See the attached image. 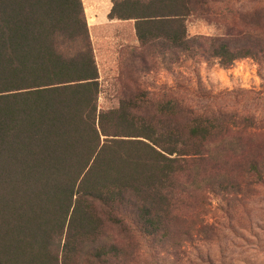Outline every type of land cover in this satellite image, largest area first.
I'll list each match as a JSON object with an SVG mask.
<instances>
[{
  "label": "trees",
  "instance_id": "obj_1",
  "mask_svg": "<svg viewBox=\"0 0 264 264\" xmlns=\"http://www.w3.org/2000/svg\"><path fill=\"white\" fill-rule=\"evenodd\" d=\"M230 1L111 0L107 19L132 21L160 56L197 52L228 68L258 60L264 43L232 23L189 38L186 21ZM98 78L81 0H0V264H120L127 252L104 234L125 222L167 240L221 120L176 99L156 115L129 113L135 101L99 112Z\"/></svg>",
  "mask_w": 264,
  "mask_h": 264
},
{
  "label": "rangeland",
  "instance_id": "obj_2",
  "mask_svg": "<svg viewBox=\"0 0 264 264\" xmlns=\"http://www.w3.org/2000/svg\"><path fill=\"white\" fill-rule=\"evenodd\" d=\"M92 2L85 0V6ZM99 7L104 9V0ZM214 11L207 21L187 19V36H219L232 23L233 31L264 43V0H231ZM111 34L97 44L117 53L110 61L95 59L99 112L136 102L129 113L156 115L176 99L184 111L215 115L222 125L205 144L202 161L189 168L167 240L146 239L128 222L105 229L106 240L128 254L120 264H264V53L223 68L197 52L160 56L153 47L124 43ZM253 164L258 172L248 173ZM229 184L240 188L234 191Z\"/></svg>",
  "mask_w": 264,
  "mask_h": 264
},
{
  "label": "crops",
  "instance_id": "obj_3",
  "mask_svg": "<svg viewBox=\"0 0 264 264\" xmlns=\"http://www.w3.org/2000/svg\"><path fill=\"white\" fill-rule=\"evenodd\" d=\"M84 3V14L89 30V35L91 39V43L94 50V56L96 59V62L101 60L102 58L104 61H110L112 60L113 55H116L117 53L109 52L105 49H98V42H104V38L108 39L106 34L109 32H112L111 37H119L122 42L127 43L128 41L130 44H135L138 46V41L135 37V32L133 28V22L132 21H118V20H108L107 15L111 9V0H104L105 7L104 9H101L99 7V0H93L92 4L87 8L85 6V0H81ZM83 5V4H82ZM123 26H130V30L127 32H123L120 29ZM120 28V29H119ZM129 38V40H127ZM125 46V45H124ZM123 46V47H124ZM126 47H124L125 49ZM124 54L126 57L131 56V50L130 52L124 51Z\"/></svg>",
  "mask_w": 264,
  "mask_h": 264
}]
</instances>
